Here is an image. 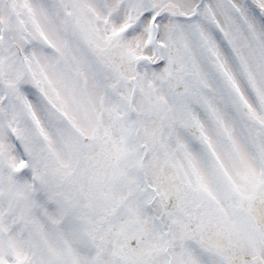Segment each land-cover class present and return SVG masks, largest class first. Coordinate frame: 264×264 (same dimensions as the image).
<instances>
[{
  "label": "snow or ice",
  "instance_id": "1",
  "mask_svg": "<svg viewBox=\"0 0 264 264\" xmlns=\"http://www.w3.org/2000/svg\"><path fill=\"white\" fill-rule=\"evenodd\" d=\"M0 264H264V0H0Z\"/></svg>",
  "mask_w": 264,
  "mask_h": 264
}]
</instances>
